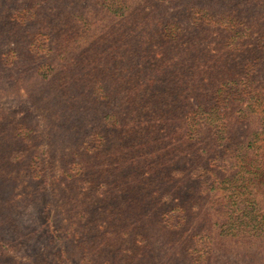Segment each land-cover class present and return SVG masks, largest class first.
I'll return each instance as SVG.
<instances>
[{
    "label": "trees",
    "instance_id": "obj_1",
    "mask_svg": "<svg viewBox=\"0 0 264 264\" xmlns=\"http://www.w3.org/2000/svg\"><path fill=\"white\" fill-rule=\"evenodd\" d=\"M9 97L0 264H264V0H0Z\"/></svg>",
    "mask_w": 264,
    "mask_h": 264
},
{
    "label": "rangeland",
    "instance_id": "obj_2",
    "mask_svg": "<svg viewBox=\"0 0 264 264\" xmlns=\"http://www.w3.org/2000/svg\"><path fill=\"white\" fill-rule=\"evenodd\" d=\"M0 104H1L2 108H4L5 110H14V111H15V116H18V115H19V114L17 113V109H18V107H19V104H18V102L16 101L15 98H13V97L4 98V99L1 101ZM35 112H36V113H39V115H38V128H37V131H38V133H40V134H45V131H44V130H45L46 127H48V124H47V123H48V122H47L48 114H47V112H46V109H44V110H43V108H42V109H37V110H35ZM54 173H55V176L58 174V167L55 168ZM11 174H12V176L15 178L16 182L19 183L18 186H20V185H22V184L24 183V181L21 183V178H22V176H23V170H21V169H19V170H15V171H12ZM18 186L16 187V189H17V188L19 189ZM18 189H17V190H18ZM19 196H20V195H16V196L14 197V199L8 201V202L6 203V206L12 205L13 200H15L16 198H18ZM28 249H29V247H27V248L25 249V251H27ZM226 261H227V262H226ZM225 262L229 264L230 259H228V257L225 258V259H224V264H226Z\"/></svg>",
    "mask_w": 264,
    "mask_h": 264
}]
</instances>
